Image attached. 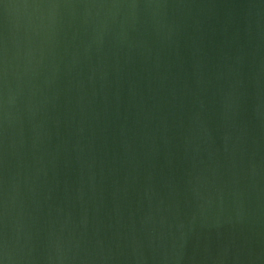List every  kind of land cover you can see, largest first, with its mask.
I'll list each match as a JSON object with an SVG mask.
<instances>
[{
  "label": "water",
  "instance_id": "obj_1",
  "mask_svg": "<svg viewBox=\"0 0 264 264\" xmlns=\"http://www.w3.org/2000/svg\"><path fill=\"white\" fill-rule=\"evenodd\" d=\"M0 264H264V0H0Z\"/></svg>",
  "mask_w": 264,
  "mask_h": 264
}]
</instances>
